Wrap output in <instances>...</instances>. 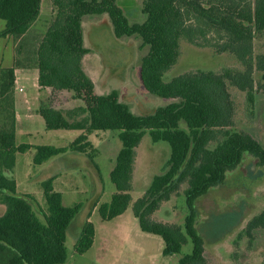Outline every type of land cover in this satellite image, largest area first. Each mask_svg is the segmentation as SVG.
I'll return each instance as SVG.
<instances>
[{"label":"trees","instance_id":"1","mask_svg":"<svg viewBox=\"0 0 264 264\" xmlns=\"http://www.w3.org/2000/svg\"><path fill=\"white\" fill-rule=\"evenodd\" d=\"M51 1L56 15L44 35L33 43L26 36L39 18L41 0H0L4 25L0 38L17 41L13 66L0 68V100L10 114L9 126L0 129V164L12 166L14 152L25 149L14 145V70L36 69L39 87L51 89L53 98L55 93L72 92L84 107L65 111L51 105L39 108L46 130L81 134L67 147L37 148L35 163L68 151L83 154L95 171L100 190L94 163L97 152L88 136L96 131H117L121 149L109 174L115 192L97 209L100 219L108 222L122 215L131 203L135 149L143 136L148 134L153 143H167L169 157L132 204V214L142 232L161 238L163 256L180 254L190 243V253L181 256L178 264H207L204 243L196 230V200L221 184L244 153L264 166L263 145L250 134L233 130L234 103L228 91L232 87L244 92L251 105L255 93L264 97V48L255 54L253 47L256 38L264 42V0H143V20L132 25L116 0ZM102 14L107 15L116 39L134 35L147 47L139 62L141 86L150 96L171 103L156 107L151 114L137 115L116 94H96L82 63L89 53L83 45L82 18ZM182 42L209 48L216 55L227 54L238 68L222 73L189 72L165 82L163 76L176 65ZM49 184L44 185L47 212L40 219L33 211L32 198L16 195L14 184L0 179V192H7L3 198L6 210L0 215V264L65 262L66 229L81 206L63 207L60 195L52 192ZM182 184H186L182 226L154 221L152 215ZM259 229L264 230V208L248 221L243 234L251 238ZM93 237V225L86 220L75 252L81 255L89 250Z\"/></svg>","mask_w":264,"mask_h":264},{"label":"rangeland","instance_id":"2","mask_svg":"<svg viewBox=\"0 0 264 264\" xmlns=\"http://www.w3.org/2000/svg\"><path fill=\"white\" fill-rule=\"evenodd\" d=\"M129 25L143 20L141 9L143 0H116ZM253 0H251L252 2ZM41 13L31 26L26 39L36 43L46 32L57 9L51 0H41ZM83 45L89 50L82 63L86 74L95 85L96 94L107 96L116 94L120 102L130 106L137 115L154 112L158 106L172 101L150 96L142 88L139 80V62L146 54L147 47L137 36L116 39L106 14L87 15L82 18ZM0 40V54L3 62L9 59L12 42ZM2 41V42H1ZM17 41L15 40V49ZM255 54L263 51L264 42L256 38L253 43ZM234 59L227 54H214L209 48H199L181 43L180 57L176 65L163 76L165 82L175 76L196 72L211 71L222 73L224 69H237ZM256 75V80H258ZM234 103L235 131L250 134L264 147V97L254 94V101L249 104L246 94L229 87ZM62 97V98H61ZM74 97V96H73ZM68 96H60L49 101L58 107H66ZM66 101V102H65ZM10 114L5 102L0 100V129L8 127ZM184 129V127L182 126ZM56 133V134H54ZM58 134L53 130L35 128L30 135L18 137L14 125L15 147L24 146L23 152L13 154V165L6 168L0 164V179L14 184L16 195H28L32 198V208L42 219L47 212L44 185L49 184L52 192L58 193L63 207L81 206V210L72 222V226L82 227L91 211V206L110 201L115 192L109 174L121 147L117 131H96L89 137L96 150L94 163L99 175L100 190L96 188L92 196L91 176L95 171L87 163L66 167L56 156L37 164L34 158L39 147H66L74 132L68 130ZM59 146V147H57ZM169 146L165 142L153 143L145 134L135 149L134 176L130 191L131 203L120 217L108 222L100 219L98 211L90 217L89 222L95 230V241L89 250L79 255L75 252L77 238L73 228L67 231L65 240L66 259L63 264H178V259L189 254L191 244L182 247L181 253L171 257L162 255L161 238L142 232L137 219L132 214V204L147 190L151 179L159 174L169 157ZM87 160V159H86ZM65 170L61 175L59 172ZM71 174V177H70ZM182 184L176 195L152 215V219L166 224L182 226L186 215ZM7 192H0V215L5 213L3 198ZM98 205V206H99ZM264 208V166L256 159L244 153L239 164L225 174L224 181L209 189L195 202L196 230L204 243V255L207 264H264V230L254 231L247 238L244 228L248 221Z\"/></svg>","mask_w":264,"mask_h":264},{"label":"crops","instance_id":"3","mask_svg":"<svg viewBox=\"0 0 264 264\" xmlns=\"http://www.w3.org/2000/svg\"><path fill=\"white\" fill-rule=\"evenodd\" d=\"M40 13H41V8H40ZM3 26H4L3 23L0 21V31L3 29ZM10 39H11L10 37L0 38V40H2V41H7ZM9 52H10L9 53V59L6 62V64L3 62V52H1V54H0V68H11L13 66L14 55H15V41L12 42ZM37 78H38V72L36 69H16V70H14L12 115H13V121H14V125H15L16 134L18 137H22L24 135H30L31 131L35 128H39V129L44 128V130L46 129L44 126V122H43L42 118L38 114V110L42 105H49V101L53 98V94H52L51 89L39 87L38 83H37ZM19 89H20V91H19ZM65 94L70 99L67 102L65 101L66 107H58L57 103L55 102V104L51 105L54 109L65 111V110L84 107L83 102L81 100L75 99L73 97L72 92H67V91L59 92L60 96H63ZM55 95H56L55 98H57V93H55ZM53 131L57 132V136H58V134H62L61 132L66 131V130H53ZM68 131L74 132V133H71V134H73V138H71L72 140L70 142H68L67 146L70 145L81 134L80 131H74V130H68ZM54 134H56V133H54ZM89 137H90V135L88 136V141H89ZM14 139L18 140L17 137H15ZM57 147H59V146H57ZM61 147H64V146H61ZM120 149H121V147H120ZM56 157H57V159L59 158L58 160H60L61 163L63 165H65L66 167H74L75 166V168H76L80 162H82L83 165L84 164L87 165L86 157L83 154H79L76 152L68 151L64 154L57 155ZM134 166L135 165H133V168H134ZM64 171L65 170L63 169L61 172H59V174L61 175L62 173H64ZM134 171L135 170L133 169L132 181H133V179L135 180ZM70 177H71V174H70ZM151 181H152V179H151ZM151 181H150V183H151ZM90 183H91V190H92V194H93L92 196L95 197L96 196L95 193H96V188H97V182L93 176H91ZM131 185H132V183H131ZM99 199L100 198L98 197V202L96 203V206L91 208L90 213L87 214V216H86L88 222H89L92 214L95 211H97V209H98V205L100 202ZM80 210H81V208H80ZM80 210H79V212H80ZM78 213H77V215H78ZM122 215H120L116 218H120ZM76 216L72 219V221L70 222L69 226L66 229V237H67V231L69 230V228H71L72 222L76 218ZM116 218H114V219H116ZM72 228H73L72 230L74 232V236L78 239L80 232H81V229L77 226H74V225L72 226ZM94 237H95V230H94ZM94 237H93L92 245L94 244V241H95ZM168 257H171V256H168Z\"/></svg>","mask_w":264,"mask_h":264},{"label":"built area","instance_id":"4","mask_svg":"<svg viewBox=\"0 0 264 264\" xmlns=\"http://www.w3.org/2000/svg\"><path fill=\"white\" fill-rule=\"evenodd\" d=\"M19 91H20V89H19Z\"/></svg>","mask_w":264,"mask_h":264}]
</instances>
